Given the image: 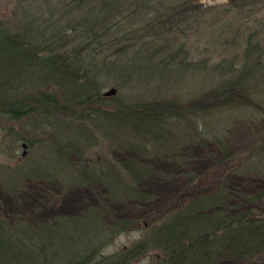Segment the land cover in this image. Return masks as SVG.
I'll use <instances>...</instances> for the list:
<instances>
[{
  "label": "trees",
  "instance_id": "trees-1",
  "mask_svg": "<svg viewBox=\"0 0 264 264\" xmlns=\"http://www.w3.org/2000/svg\"><path fill=\"white\" fill-rule=\"evenodd\" d=\"M66 1L49 9L51 14L47 16L30 12L29 20L14 29L0 24V116L17 120L39 110L35 106L42 104L46 112L62 116L73 111L71 101L83 97L93 107V119L109 147L130 149L132 156L90 165L92 170L101 167L92 175L91 169L71 162L80 168L81 182L94 191L97 206H86L72 216L54 214L27 220L24 224L31 230L29 236L14 229L17 236L0 235V253L7 255L5 264H134L145 257H150L152 264H218L264 256V187L247 190L230 182L232 174L264 176V142L230 172H221L216 182L204 185L190 180L178 202L164 211L145 214L141 221L121 213L117 204L153 199L142 188L144 179L154 170L147 159L167 150L177 136L191 139L200 135L194 129L198 120L193 115L208 117L214 115L209 114L211 110L228 106L243 111V106L251 105L264 116L257 88L264 83L263 43L250 37L240 64L234 60L216 66L215 72L227 81L191 102L156 96L109 98L96 91L103 79L122 90L165 85L188 71L202 69L187 61L188 51L182 41L187 34L184 24L191 21L188 13L193 10L192 0ZM57 12L60 19L71 22L61 24ZM115 13L127 19H116L112 25L108 17ZM37 77L45 89L43 98L37 101L42 104L28 98L11 100L13 90ZM58 86L67 88L63 102L49 89ZM67 148L69 153L75 152L72 145ZM225 155L227 159L232 157L227 151ZM121 169L126 174L119 173ZM115 182L121 184L120 189ZM29 208L34 213L33 207ZM0 219V232H4L6 220ZM138 222H142L140 238L130 247L110 256L101 253ZM88 226L95 233L92 237L81 230ZM68 228L82 243L60 255L61 250L55 248L59 237L54 233L62 229L70 234Z\"/></svg>",
  "mask_w": 264,
  "mask_h": 264
},
{
  "label": "rangeland",
  "instance_id": "rangeland-1",
  "mask_svg": "<svg viewBox=\"0 0 264 264\" xmlns=\"http://www.w3.org/2000/svg\"><path fill=\"white\" fill-rule=\"evenodd\" d=\"M65 1L0 0V24L14 29L22 21L27 22L30 12L34 16L40 15L39 13H46L47 16L51 14L49 9H56V5L62 6ZM73 2L74 0L66 1L70 4ZM191 5L193 10L188 13L191 21L184 24L187 34L182 41L188 51L187 61L202 66L201 70L188 71L177 81H170L165 85L122 90L110 86L103 79L96 91L104 95L105 92L116 89V94L108 96L109 98L130 99L133 96L149 99L156 96L188 103L202 93L220 88L227 81V77L215 72L216 66L223 61L227 64L242 60L250 37L264 45V0H192ZM58 16L57 12L56 19ZM116 19L123 22L127 18H124V14L116 13L108 17L112 25ZM59 20L61 24L71 22L60 19V16ZM83 39L79 42H83ZM79 42L76 41L75 44ZM257 88L264 106V83ZM49 89L60 102L67 99V88L58 86ZM44 92V85L37 77L34 81L21 85L18 91L13 90L11 100L28 98L40 105L41 102L37 101H41ZM256 99L259 100L258 93ZM71 102L73 111L62 116L60 113L46 112L42 109V103V107L35 106L39 110L31 111L17 120L10 116H0V217L6 220V228L4 227V232H0L1 236H17L13 234V229L29 236L31 230L24 224L27 220H38V217L40 220L46 219L54 214L60 217L72 216L82 212L86 206H97L94 191L81 182L80 168L71 162L75 161L91 169L88 167L96 163L103 164L109 159L120 161L132 156L130 149L114 150L109 147V141L95 124L96 120L90 111L93 107L83 97ZM250 106H243V111L234 109V106L211 110L209 114L214 115L208 117L202 113L193 115L198 120L193 124L194 129L200 135L191 139L177 136L171 140V146L167 150L147 159L154 170L144 179L142 188L150 192L153 199L147 203L119 202L118 210L130 215L135 221L140 220L145 214L164 211L168 206H173L189 188L190 180L204 185L212 184L218 180L221 172L228 173L238 166L254 147L262 146L264 142V116L258 108ZM187 116L190 118L191 115ZM182 125L185 126L184 123ZM23 144L27 145L26 148ZM69 145L74 147L75 152H68ZM77 150L82 152L81 155ZM24 151L26 154H23ZM226 151L232 156L230 159L226 158ZM100 169H91V175L99 173ZM119 173L126 174L123 169ZM27 176L38 178L29 179ZM114 179L118 181L116 177ZM230 182L242 185L247 190H256L264 187V176L232 174ZM114 186L120 189L121 184L115 182ZM102 190L106 191L104 188ZM29 207H33L34 213L39 214L34 216ZM141 225L142 222H138L129 233L116 237L101 253L110 256L122 248L130 247L140 238ZM91 228L88 226L81 230L89 232L92 237L95 233ZM61 230L54 233L59 237L55 245L56 249L61 250L59 254L65 253L67 248H79L81 238L74 236L71 230L72 236ZM9 255L12 256L11 252ZM6 256L0 253V264H5ZM11 256L8 258L11 259ZM134 264H152V260L145 257ZM218 264H264V256Z\"/></svg>",
  "mask_w": 264,
  "mask_h": 264
},
{
  "label": "water",
  "instance_id": "water-1",
  "mask_svg": "<svg viewBox=\"0 0 264 264\" xmlns=\"http://www.w3.org/2000/svg\"><path fill=\"white\" fill-rule=\"evenodd\" d=\"M116 92H117L116 89H111V90L105 92L104 95H105V96H112V95H115ZM26 146H27L26 144H23V147H24V148H26ZM25 152H26V151H24L23 154H26Z\"/></svg>",
  "mask_w": 264,
  "mask_h": 264
}]
</instances>
